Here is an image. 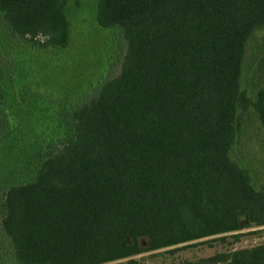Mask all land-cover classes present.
Wrapping results in <instances>:
<instances>
[{"label":"trees","instance_id":"obj_1","mask_svg":"<svg viewBox=\"0 0 264 264\" xmlns=\"http://www.w3.org/2000/svg\"><path fill=\"white\" fill-rule=\"evenodd\" d=\"M70 0H0V35L66 49ZM124 43L119 66L61 113L64 134L36 166L0 183V264H108L264 227V191L231 157L241 115L264 133V84L242 87L264 0H98ZM0 49V139L18 66ZM234 234L219 238L238 239ZM209 264H264V243Z\"/></svg>","mask_w":264,"mask_h":264},{"label":"rangeland","instance_id":"obj_2","mask_svg":"<svg viewBox=\"0 0 264 264\" xmlns=\"http://www.w3.org/2000/svg\"><path fill=\"white\" fill-rule=\"evenodd\" d=\"M97 1H69L71 40L64 50L37 52L0 35L2 53L18 66L7 89L10 126L0 139V183L9 176L16 181L34 169L41 152L64 134L62 110L116 73L124 43L116 30L103 29L97 24ZM241 83L251 99L264 84V29L248 39ZM231 157L242 162L252 176L254 187L264 191V133L251 109L240 117V131ZM234 234L240 235L238 239L219 240ZM263 243L264 227H257L181 243L129 259L136 264H209L206 260L216 255ZM126 260L108 264H123Z\"/></svg>","mask_w":264,"mask_h":264}]
</instances>
